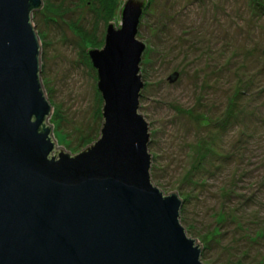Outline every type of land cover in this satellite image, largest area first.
Listing matches in <instances>:
<instances>
[{"label":"rangeland","instance_id":"rangeland-1","mask_svg":"<svg viewBox=\"0 0 264 264\" xmlns=\"http://www.w3.org/2000/svg\"><path fill=\"white\" fill-rule=\"evenodd\" d=\"M125 1L41 0L31 13L52 155L99 138L87 51L119 27ZM136 39L151 184L176 192L202 264H264V0H146Z\"/></svg>","mask_w":264,"mask_h":264},{"label":"water","instance_id":"water-1","mask_svg":"<svg viewBox=\"0 0 264 264\" xmlns=\"http://www.w3.org/2000/svg\"><path fill=\"white\" fill-rule=\"evenodd\" d=\"M41 0H0V264H202L180 224L181 200L151 184L148 125L138 112L144 0L87 51L103 102L97 141L55 152L31 13ZM177 74L168 80L175 82Z\"/></svg>","mask_w":264,"mask_h":264},{"label":"trees","instance_id":"trees-1","mask_svg":"<svg viewBox=\"0 0 264 264\" xmlns=\"http://www.w3.org/2000/svg\"><path fill=\"white\" fill-rule=\"evenodd\" d=\"M144 5L146 7V0H144ZM123 8V7H122ZM122 8H121V11H122ZM146 9V8H145ZM121 11H120V16H121ZM144 13V12H143Z\"/></svg>","mask_w":264,"mask_h":264},{"label":"bare ground","instance_id":"bare-ground-1","mask_svg":"<svg viewBox=\"0 0 264 264\" xmlns=\"http://www.w3.org/2000/svg\"><path fill=\"white\" fill-rule=\"evenodd\" d=\"M91 61V60H90Z\"/></svg>","mask_w":264,"mask_h":264}]
</instances>
